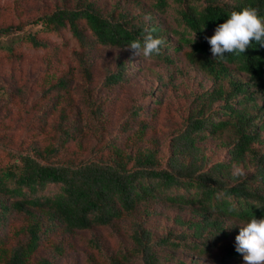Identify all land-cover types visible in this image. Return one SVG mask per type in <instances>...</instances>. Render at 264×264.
I'll list each match as a JSON object with an SVG mask.
<instances>
[{
    "label": "trees",
    "instance_id": "1",
    "mask_svg": "<svg viewBox=\"0 0 264 264\" xmlns=\"http://www.w3.org/2000/svg\"><path fill=\"white\" fill-rule=\"evenodd\" d=\"M141 4L142 0H132ZM149 8L173 10L172 26L164 27L150 16L130 15L117 5L109 12L91 0L73 6H57L31 20L41 23L36 30L18 32L20 23L0 25V51L11 60L20 58L23 41L32 49H45L48 43L38 33L66 32L79 48L95 44L127 47L151 34L164 44L159 55L173 63L169 54H182L213 83L196 95L199 103L192 108L181 129L173 133L170 153L162 161L157 147L144 146L136 151L115 147L114 156L87 157L77 163L49 161L41 151L13 153L11 161L0 165V217L12 212L28 216L25 239L0 245L3 264L31 262L42 233L53 226L67 231L108 225L131 214L143 202L161 199L181 208L189 207L193 217L181 220L186 229H169L154 236L142 220L130 225L131 252L139 264H165L163 247L185 248L198 254L223 242L221 264L237 260L236 242L228 236L226 220L246 224L252 218H264V47L256 42L239 55L226 54L227 62H217L209 38L226 22L232 11L246 7L258 9L264 19V0H146ZM171 35L175 41H171ZM23 39V40H22ZM82 71L90 70L79 60ZM125 64L105 76L107 83L123 77ZM246 75L235 78L231 71ZM67 87L63 76L44 93L61 92ZM213 103H216L213 106ZM59 121L65 119L62 109ZM228 131L227 157L210 160L199 142L208 136ZM48 149V150H47ZM42 150L53 151L47 145ZM12 155V152H8ZM233 165L250 167L246 177H233ZM1 241V240H0ZM100 249L96 236L90 239ZM225 241V242H224ZM130 254L123 253L124 258ZM37 264H49L41 258ZM110 264H130L114 259Z\"/></svg>",
    "mask_w": 264,
    "mask_h": 264
},
{
    "label": "rangeland",
    "instance_id": "2",
    "mask_svg": "<svg viewBox=\"0 0 264 264\" xmlns=\"http://www.w3.org/2000/svg\"><path fill=\"white\" fill-rule=\"evenodd\" d=\"M84 0H0V25L20 23L18 32L36 30L41 23L32 22L38 15L57 6H73ZM103 12L115 5L130 15L150 16L164 27L174 24L173 10L157 12L142 0H91ZM48 47L32 49L19 47V59H9L0 51V165L11 161L13 153L41 151L49 161L77 163L87 157L114 156L115 147L136 151L139 147L156 146L163 161L170 153L169 141L181 129L192 108L198 104L196 96L209 89L212 79L180 53L173 63L155 57L145 59L133 55L126 47L95 44L79 48L65 32L38 33ZM9 36H0V40ZM23 40V39H22ZM171 41L175 36L171 35ZM80 62L90 75L82 71ZM124 62L123 77L107 83L105 76ZM235 78H245L232 70ZM63 76L67 87L61 92L44 93L58 77ZM216 103H213L215 106ZM62 109L65 119L59 121ZM264 137V130L261 131ZM228 131L208 136L199 142L210 160L227 157ZM47 145L53 151L42 150ZM253 145L264 148L259 142ZM48 150V149H47ZM12 152L10 155L8 152ZM242 166V165H239ZM244 167V166H242ZM249 170L250 167H244ZM189 207H179L157 199L139 204L128 215L108 225L67 231L53 226L42 233L31 262L46 258L49 264H110L114 259L139 264L131 252L130 225L133 219L142 220L154 236L167 230L186 229L181 220L192 218ZM29 218L12 212L0 217V245L25 239ZM229 242H236L242 223L225 221ZM96 236L101 248L92 245ZM225 242V241H224ZM223 242L216 248L198 254L185 248L163 247L165 264H221ZM132 256L124 258L123 253ZM0 264H3L0 258ZM227 264H245L243 255Z\"/></svg>",
    "mask_w": 264,
    "mask_h": 264
},
{
    "label": "clouds",
    "instance_id": "3",
    "mask_svg": "<svg viewBox=\"0 0 264 264\" xmlns=\"http://www.w3.org/2000/svg\"><path fill=\"white\" fill-rule=\"evenodd\" d=\"M253 42L264 47V19L260 17L258 9L251 7L232 11L226 22L220 24L209 38L214 59L225 63L226 54L245 53ZM163 44V39L148 34L143 41L134 40L125 49H130L137 57L148 59L159 55ZM232 175L246 177L248 173L244 167L233 165ZM241 225L236 236V251L243 255L245 264H264V218H252Z\"/></svg>",
    "mask_w": 264,
    "mask_h": 264
}]
</instances>
